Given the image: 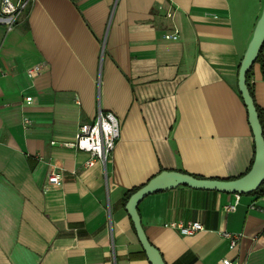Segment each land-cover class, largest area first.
<instances>
[{
  "label": "crops",
  "instance_id": "crops-1",
  "mask_svg": "<svg viewBox=\"0 0 264 264\" xmlns=\"http://www.w3.org/2000/svg\"><path fill=\"white\" fill-rule=\"evenodd\" d=\"M263 3L35 0L12 29L0 24V264H150L126 190L164 169L244 174L254 142L237 70ZM174 29L176 40L164 36ZM36 64L40 73L27 77ZM247 84L264 114L260 62ZM98 110L119 121L105 171L62 144ZM50 171L60 180L47 186ZM233 199L179 185L145 196L137 210L165 264H264V201L241 194L224 210ZM172 221L203 229L183 235ZM222 231L241 237L229 247Z\"/></svg>",
  "mask_w": 264,
  "mask_h": 264
},
{
  "label": "water",
  "instance_id": "water-1",
  "mask_svg": "<svg viewBox=\"0 0 264 264\" xmlns=\"http://www.w3.org/2000/svg\"><path fill=\"white\" fill-rule=\"evenodd\" d=\"M263 43L264 3L237 70V89L246 108L248 124L254 142V156L249 170L232 179H221L196 177L179 170L164 169L149 178L127 198L124 205L125 210L150 264H165V262L158 249L148 241L140 222L137 206L145 196L154 192L172 189L179 185L224 193L249 194L256 190L264 180V137L254 100L246 82V74L254 64Z\"/></svg>",
  "mask_w": 264,
  "mask_h": 264
},
{
  "label": "built area",
  "instance_id": "built-area-1",
  "mask_svg": "<svg viewBox=\"0 0 264 264\" xmlns=\"http://www.w3.org/2000/svg\"><path fill=\"white\" fill-rule=\"evenodd\" d=\"M34 1L35 0H0V24L3 25L6 30L12 29L19 20L26 16ZM164 36L168 39L176 40L178 32L174 29L172 32L166 33ZM40 71L41 65L36 64L28 67L25 73L27 77L34 78L40 73ZM25 101L31 103L32 97H25ZM27 123H29L28 120L23 119V124ZM118 137L119 121L115 114L111 111L98 110L90 123H85L79 126L73 142L62 144L87 152L88 158L84 162V165L92 166L98 161L105 171L108 157L114 149ZM59 180L60 173L56 171L48 172L46 179L47 186L54 185ZM233 194V201L224 205V210L226 211L234 210L239 202L241 194ZM258 197L264 201V193L258 194ZM166 226L177 229L183 235H192L203 229V225L198 221H172L166 224ZM219 234L228 239L229 247H233L241 237V233H230L227 231H222ZM217 264H231V261L227 258H223L218 260ZM236 264L241 263L237 261Z\"/></svg>",
  "mask_w": 264,
  "mask_h": 264
},
{
  "label": "trees",
  "instance_id": "trees-1",
  "mask_svg": "<svg viewBox=\"0 0 264 264\" xmlns=\"http://www.w3.org/2000/svg\"><path fill=\"white\" fill-rule=\"evenodd\" d=\"M262 46H263V44H262ZM262 46H261V49H262ZM261 49H260V51H259V53L257 55V58H256L255 62H260L261 71H262V74H263V77H264V60H263L262 55H261ZM249 72H250V70L246 74V82H247V77H248ZM248 88H249V86H248ZM249 92H250V94L252 96L250 88H249ZM255 107H256V110H257V113H258L259 122H260V125H261V128H262V135L264 137V114L261 112V110L256 105H255ZM252 161H253V159H252ZM252 161L250 163V166L252 164ZM250 166L248 167L246 172L249 170ZM194 176H196V175H194ZM196 177H200V176H196ZM140 186H136V187H133L131 189L126 190L124 196L122 197V201L125 203L127 198L129 197V195L131 193H133ZM263 193H264V180L262 181V183L259 185V187L256 190L252 191L249 194H263Z\"/></svg>",
  "mask_w": 264,
  "mask_h": 264
},
{
  "label": "rangeland",
  "instance_id": "rangeland-1",
  "mask_svg": "<svg viewBox=\"0 0 264 264\" xmlns=\"http://www.w3.org/2000/svg\"><path fill=\"white\" fill-rule=\"evenodd\" d=\"M251 38V37H250ZM250 40V39H249Z\"/></svg>",
  "mask_w": 264,
  "mask_h": 264
}]
</instances>
